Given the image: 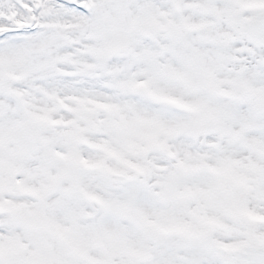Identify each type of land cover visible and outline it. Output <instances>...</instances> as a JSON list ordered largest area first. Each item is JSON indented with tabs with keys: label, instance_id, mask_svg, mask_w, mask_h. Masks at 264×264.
Wrapping results in <instances>:
<instances>
[{
	"label": "snow or ice",
	"instance_id": "snow-or-ice-1",
	"mask_svg": "<svg viewBox=\"0 0 264 264\" xmlns=\"http://www.w3.org/2000/svg\"><path fill=\"white\" fill-rule=\"evenodd\" d=\"M0 264H264V0H0Z\"/></svg>",
	"mask_w": 264,
	"mask_h": 264
}]
</instances>
